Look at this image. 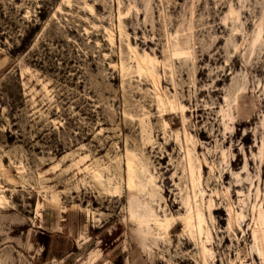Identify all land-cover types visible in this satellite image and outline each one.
I'll list each match as a JSON object with an SVG mask.
<instances>
[{
  "label": "rangeland",
  "instance_id": "374dc122",
  "mask_svg": "<svg viewBox=\"0 0 264 264\" xmlns=\"http://www.w3.org/2000/svg\"><path fill=\"white\" fill-rule=\"evenodd\" d=\"M261 215L264 0H0V264H264Z\"/></svg>",
  "mask_w": 264,
  "mask_h": 264
},
{
  "label": "bare ground",
  "instance_id": "6f19581e",
  "mask_svg": "<svg viewBox=\"0 0 264 264\" xmlns=\"http://www.w3.org/2000/svg\"><path fill=\"white\" fill-rule=\"evenodd\" d=\"M260 218H261L260 219L261 225L258 224L255 230H256V234L258 238V243L260 245L261 256L264 259V219L262 215ZM261 227H262V230H261Z\"/></svg>",
  "mask_w": 264,
  "mask_h": 264
}]
</instances>
